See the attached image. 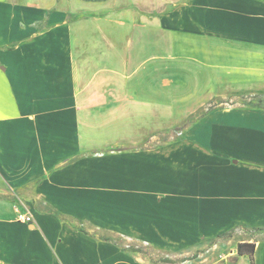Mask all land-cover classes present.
I'll return each mask as SVG.
<instances>
[{
	"label": "crops",
	"instance_id": "1",
	"mask_svg": "<svg viewBox=\"0 0 264 264\" xmlns=\"http://www.w3.org/2000/svg\"><path fill=\"white\" fill-rule=\"evenodd\" d=\"M259 94L264 0H0V264H194L264 228L263 110L166 137ZM233 237L200 263L264 264Z\"/></svg>",
	"mask_w": 264,
	"mask_h": 264
},
{
	"label": "rangeland",
	"instance_id": "2",
	"mask_svg": "<svg viewBox=\"0 0 264 264\" xmlns=\"http://www.w3.org/2000/svg\"><path fill=\"white\" fill-rule=\"evenodd\" d=\"M216 99L224 100V104L220 105L222 107H238L242 108L243 110H263L264 111V94L259 95H230L225 97H218ZM209 105V104H208ZM206 105L205 107H207ZM219 107V108H222ZM204 108V107H203ZM217 108V109H219ZM202 109V108H201ZM213 109L211 111H214ZM211 111H207L205 115L210 113ZM192 119L188 118L187 121ZM197 119L195 122H197ZM193 124V123H191ZM190 124V125H191ZM180 126V125H179ZM186 127H181L180 129H170L166 132V137L169 140L182 136ZM236 160V159H234ZM244 162V161H243ZM220 236H225L224 238H215L213 240H209L200 244L199 248L191 249L188 253L185 250L179 252V255L175 258L177 262H184L187 259L195 260L194 264H201L203 259H216L219 256L223 255L224 253H228L232 251L237 243V239L233 236H263L264 237V230H257L254 228H237L228 233ZM231 237V238H230ZM120 245L124 248H132L133 245L127 242L124 239H120ZM136 249H141L142 253L149 259L150 264H158L164 258L158 251L152 250L148 247H137ZM211 249V250H210ZM169 260L170 262H174L173 259H165ZM172 260V261H171ZM168 262V263H170Z\"/></svg>",
	"mask_w": 264,
	"mask_h": 264
},
{
	"label": "trees",
	"instance_id": "3",
	"mask_svg": "<svg viewBox=\"0 0 264 264\" xmlns=\"http://www.w3.org/2000/svg\"><path fill=\"white\" fill-rule=\"evenodd\" d=\"M224 102H225L224 100L214 99L213 101H211L209 103V105L207 107H204V108L200 109L198 112L192 114L189 117L192 120L184 121L180 126L176 127L175 129H180L181 127H187L191 123H194L197 119H200L203 116H205L207 111L209 112L213 109H217L219 107H222L220 105L224 104ZM222 108H224V107H222ZM254 229L264 230V228H254ZM255 249H256V243L255 242L243 241V242L238 243V246H237V251L240 255H248L250 257H253V255L255 253ZM164 262H170V261L164 260Z\"/></svg>",
	"mask_w": 264,
	"mask_h": 264
},
{
	"label": "built area",
	"instance_id": "4",
	"mask_svg": "<svg viewBox=\"0 0 264 264\" xmlns=\"http://www.w3.org/2000/svg\"><path fill=\"white\" fill-rule=\"evenodd\" d=\"M18 219L20 221H24V222H31L32 221V216L30 214L19 213L18 214Z\"/></svg>",
	"mask_w": 264,
	"mask_h": 264
}]
</instances>
